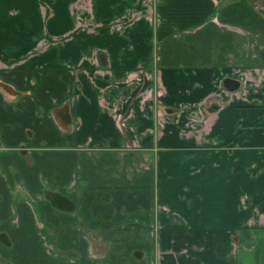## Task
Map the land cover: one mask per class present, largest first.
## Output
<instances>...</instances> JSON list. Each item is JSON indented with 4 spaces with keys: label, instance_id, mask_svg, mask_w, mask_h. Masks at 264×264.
Instances as JSON below:
<instances>
[{
    "label": "crops",
    "instance_id": "obj_1",
    "mask_svg": "<svg viewBox=\"0 0 264 264\" xmlns=\"http://www.w3.org/2000/svg\"><path fill=\"white\" fill-rule=\"evenodd\" d=\"M0 264H264L263 8L0 0Z\"/></svg>",
    "mask_w": 264,
    "mask_h": 264
},
{
    "label": "rangeland",
    "instance_id": "obj_2",
    "mask_svg": "<svg viewBox=\"0 0 264 264\" xmlns=\"http://www.w3.org/2000/svg\"><path fill=\"white\" fill-rule=\"evenodd\" d=\"M249 1L254 4L255 9L258 7V5H260L263 8V10H264V0H256V1L255 0H249ZM260 12H262V10H260ZM226 159H227L226 156H224V159L223 160H226ZM218 162H221V160L219 159V157H218ZM218 172H219L218 175H220V176H226V174H227V172H226L225 169L224 170L223 169H220V170H218ZM160 173H157V175L159 174L158 176L156 175V167H155V177H154V186H153L154 187V192L157 191V192H159L161 194V190H162V186H163L162 185V178L163 177H161ZM230 187H231V185H228L226 183H223L222 185L218 183V191H225L226 189H228ZM176 190L177 189H174V188H170L169 187L168 193L171 194L172 191H176ZM169 203L171 204V202H169ZM172 207H177V205L175 204Z\"/></svg>",
    "mask_w": 264,
    "mask_h": 264
}]
</instances>
